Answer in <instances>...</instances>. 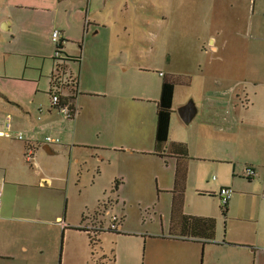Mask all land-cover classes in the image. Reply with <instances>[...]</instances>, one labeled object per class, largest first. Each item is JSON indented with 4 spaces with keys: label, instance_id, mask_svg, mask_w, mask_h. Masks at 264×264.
Returning a JSON list of instances; mask_svg holds the SVG:
<instances>
[{
    "label": "crops",
    "instance_id": "1",
    "mask_svg": "<svg viewBox=\"0 0 264 264\" xmlns=\"http://www.w3.org/2000/svg\"><path fill=\"white\" fill-rule=\"evenodd\" d=\"M151 1L158 16L143 23L156 40L146 48L160 53L147 68L136 64L138 43L120 40L114 0L96 10L92 0H0V264H264V61L228 56L232 48L264 45V0H175L173 70L154 26L167 21L168 0ZM38 9L54 13L44 37L32 15ZM54 29L66 39L61 58ZM167 78L192 89L197 112L182 122L178 110L187 102L175 104V84L169 138L158 148ZM55 92L73 97L77 116L68 119L52 105ZM47 135L60 141L48 144ZM175 144L186 145V157ZM244 166L256 175L245 177ZM207 172L221 174L219 188ZM245 179L256 188L239 183ZM153 187L156 199L140 211L143 232L131 230L128 208L141 209ZM222 187L233 190L226 209L187 203L190 191L217 201ZM113 214L117 232L108 229ZM186 217L215 219L214 239L189 236ZM105 233L115 234L120 251L104 252Z\"/></svg>",
    "mask_w": 264,
    "mask_h": 264
},
{
    "label": "rangeland",
    "instance_id": "2",
    "mask_svg": "<svg viewBox=\"0 0 264 264\" xmlns=\"http://www.w3.org/2000/svg\"><path fill=\"white\" fill-rule=\"evenodd\" d=\"M52 2V0H46V2ZM84 1H89V0H84ZM104 1H112V0H92V9L96 10L100 7H102V4ZM116 7L118 9V13H117V17H116V26H117V30L121 33L120 35V40L123 41H131L133 43H138V49H141V51L143 52V55L141 58H138L136 60V64L137 65H141V66H145L148 68V66L151 64L152 61V55L154 53H160V50H154L153 53L150 52V50H148V48H146L148 46V42L147 41H151L152 37H150L149 35L152 36V34L149 33V27L147 25H145L143 23L144 19H146L147 17H157L158 15H155L154 13L151 12V9H153V7L150 4H153L154 1H151L148 3V0H114ZM38 3L42 4V2H44V0H37ZM153 2V3H152ZM189 2L191 3V0H189ZM172 3L175 4V0H168V3L166 4V6L169 9V16L167 21H161L158 22L157 25L154 24V26L156 27V32H157V42H158V48L160 47L161 51H165L164 46V42H166L167 45V50L168 52H171L172 54V58L169 59L170 61V65H168V68H170L171 70H173L177 63H176V55L178 52V43H177V29H176V12H175V7L172 5ZM150 6V7H149ZM148 7V8H147ZM52 9H49V11H43L42 9H38L36 10L32 15L35 17V19H38L39 25H40V30L39 33H41V36L44 37L45 36V31L46 28L45 26L47 25V23L49 21H51L54 16V13L51 12ZM191 18V15H189V19ZM230 18V19H229ZM228 19L230 20V22L232 24H237L239 25V23L241 22L240 17H229ZM242 19V17H241ZM239 20V21H238ZM124 26L127 27V32H125ZM38 33V32H37ZM38 33V35H39ZM36 34V33H35ZM159 36V37H158ZM1 39V38H0ZM44 39V38H42ZM156 39H153L152 41H154ZM143 42V43H142ZM161 42V43H160ZM162 47V48H161ZM242 48H240V50L236 49V48H232L231 50H229L228 56H231L232 58H236V57H241L243 60L244 59H252L255 58L256 56L258 57H262L263 61H264V45L262 47L259 48H255L254 46H248V49H246L245 45L241 46ZM189 56L190 58H192L190 52H189ZM191 65V64H190ZM259 65H261L259 63ZM264 65V64H263ZM169 69V70H170ZM175 80V79H173ZM175 82H177L176 84V94H175V104H182L184 102H188L190 100H192L191 96L193 95L192 93V89L189 88H183L182 86L184 85H178V79L175 80ZM189 92V94L187 93ZM258 106H261V108H264V99H261V96H259L258 98ZM246 168V166H244L242 169L244 171V169ZM206 178L208 177L210 181H212L213 183H215V186L217 188H219V184L217 181V178L221 179V174L218 172H207L206 175H204ZM214 177H216L214 179ZM239 183H241L242 185H244L246 187V189L248 190H253L256 187V184L251 185L250 183L252 182H248V180L245 179V181H239ZM254 187V188H253ZM155 187H153V189H150L149 191H146L144 193V202L141 205V209L138 205H133L132 207L128 208V214H129V224H130V228L131 230H141L143 232V225L141 224V222L139 221V216H140V211L142 212H146V210H148V202L149 200H155L156 199V189H154ZM83 190V189H82ZM87 194H88V200L89 202H93L96 199V195L95 192L92 190V188L88 185L87 186ZM219 191V190H218ZM217 191V193H218ZM111 191H108L106 197H110ZM105 197V199H106ZM219 198V197H218ZM204 199V200H202ZM200 201H205V203L207 204H217L219 203V206H222V202L220 200V198L216 201L213 200L211 198H201L200 196H198L197 193H194L193 191H190L188 193V204H193L195 203V205L197 206ZM93 210V207L89 208V213H91ZM96 212L98 211V209L95 210ZM116 212V211H115ZM114 215V214H113ZM112 215L110 216L109 220H111ZM118 239V238H117ZM123 241H126L128 243H143V239L140 238L141 240H138L137 238L134 237H126L123 238ZM137 239V240H135ZM118 241V240H117ZM102 243H103V250L104 252H106L107 254H110V251L112 249L114 250H121V244L116 242V238H115V234H109V233H105L102 235ZM130 244V245H131ZM101 248H97L96 251H101ZM89 251H90V247H89ZM96 253V252H95Z\"/></svg>",
    "mask_w": 264,
    "mask_h": 264
},
{
    "label": "trees",
    "instance_id": "3",
    "mask_svg": "<svg viewBox=\"0 0 264 264\" xmlns=\"http://www.w3.org/2000/svg\"><path fill=\"white\" fill-rule=\"evenodd\" d=\"M57 47L63 54L64 44H59ZM79 60V58H75ZM175 81L171 78H167L163 81L161 87V95L158 101L157 110V127L155 133V141L158 148H162L167 144L169 138L170 120L173 112V98L175 91ZM58 94L57 92L51 93ZM72 96L60 97L58 106L68 105L70 108H74ZM176 154L186 157L187 148L185 144H175L172 149ZM227 206V205H226ZM226 206H222L226 209ZM185 227L187 228V234L193 237H200L205 239H214L216 232V221L213 218H198V217H186ZM117 232V231H113ZM94 240V239H93Z\"/></svg>",
    "mask_w": 264,
    "mask_h": 264
},
{
    "label": "built area",
    "instance_id": "4",
    "mask_svg": "<svg viewBox=\"0 0 264 264\" xmlns=\"http://www.w3.org/2000/svg\"><path fill=\"white\" fill-rule=\"evenodd\" d=\"M88 23V22H87ZM51 40L53 41V43L56 45V49H55V57L57 58H61V56L63 55L60 51V49L57 47V45L59 44H65L66 43V39L63 36V33L59 30V29H54L51 33ZM60 102V96L58 94H53L51 96V103L52 105L58 109V111L63 114V116H65L68 119H72L75 116H77V109L74 108H70V106L65 105V106H58ZM7 128H10V124H7ZM17 139L22 140L23 139V135L18 134L16 136ZM44 141L48 144H52V143H58L60 140L59 138H54L50 135H47L44 139ZM25 158L27 159V161L32 162L33 158H34V147L33 146H28L25 152ZM243 175L247 178H252L256 175L255 170L252 167H246L244 169ZM233 195V190L229 187H222L220 189L219 192V197L220 200L222 202V206H226L231 198V196ZM0 201H1V191H0ZM62 227L66 226L65 222L61 219L58 222ZM120 228V220L118 218L117 215H112L110 223H109V227L108 229L110 231H119Z\"/></svg>",
    "mask_w": 264,
    "mask_h": 264
},
{
    "label": "water",
    "instance_id": "5",
    "mask_svg": "<svg viewBox=\"0 0 264 264\" xmlns=\"http://www.w3.org/2000/svg\"><path fill=\"white\" fill-rule=\"evenodd\" d=\"M197 108L195 103L190 100L185 105L179 108L178 113L183 123L189 124L195 117Z\"/></svg>",
    "mask_w": 264,
    "mask_h": 264
}]
</instances>
